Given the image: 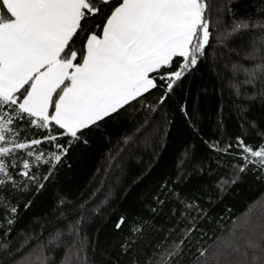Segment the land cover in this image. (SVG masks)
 Segmentation results:
<instances>
[{"label":"snow or ice","instance_id":"snow-or-ice-1","mask_svg":"<svg viewBox=\"0 0 264 264\" xmlns=\"http://www.w3.org/2000/svg\"><path fill=\"white\" fill-rule=\"evenodd\" d=\"M238 3L240 0H0V264H54L46 251L62 245L60 264H79L84 241L79 239L78 225L88 201L79 206L80 220L70 224L67 232L57 230L47 244L39 242L25 251L29 240L13 250L9 239L19 210V203H13L11 197L32 188L39 193L55 177L69 149L88 145L87 135L99 130L101 122L136 104L147 112L158 109L205 58L206 49L213 47L210 40L228 52L235 51L227 43L234 37L247 41L244 60L248 66L231 64L229 87L237 99L259 100L264 105V0H252L249 7L254 13L246 15L233 8ZM237 74L243 79L237 80ZM154 92L163 94L150 104ZM236 107L241 117L249 110L248 106ZM244 123L256 131L260 142H245L248 130ZM22 125L47 131L41 138L29 139L28 135L21 137ZM207 143L217 153L242 161L217 182L219 191L236 183L249 169L256 179L264 180V130L254 120L242 121L235 141ZM41 144L46 149L39 148ZM20 151L25 155L17 157ZM188 158L186 152L178 162V177L191 175L184 171ZM18 160L22 170H17ZM43 166L47 171L41 174ZM172 195L181 205L177 224L187 222L177 233L178 239L168 242L176 231L174 226L154 246L148 245V250L133 248L143 230L154 227L147 220L134 222L129 228L131 236L120 245L122 254L131 252L127 264H183V245L196 221L207 214L195 200L178 192ZM154 200L158 205L165 203L160 196ZM70 203L61 197L58 207ZM30 204L28 200L25 209ZM151 212L156 214L157 209ZM172 213L176 214L175 208ZM60 218H66L63 211ZM125 223L126 217L121 216L115 228L120 230ZM197 253L191 264H264V217L259 233L255 227H237L214 251L198 248Z\"/></svg>","mask_w":264,"mask_h":264},{"label":"trees","instance_id":"trees-1","mask_svg":"<svg viewBox=\"0 0 264 264\" xmlns=\"http://www.w3.org/2000/svg\"><path fill=\"white\" fill-rule=\"evenodd\" d=\"M251 2L240 0L233 8L239 15L254 13L249 7ZM227 43L235 51L228 52L210 40L213 47L206 49L205 58L174 87L158 109L147 112L136 104L126 112L122 110L115 118L101 122L99 130L87 135L88 145L78 144L69 149L55 177L45 182L39 193L32 188L30 192L11 197L13 203H19L17 219L9 236L13 240V250L26 239L29 243L25 251L39 242L47 244L49 236L57 230L67 232L70 224L80 220L79 206L88 201L78 225L79 239L84 241L79 264H127L131 252L122 254L120 245L131 236L129 228L134 222L147 220L154 227H146L142 237L136 238L133 248L148 250V245L154 246L174 226L176 231L168 242L178 239L177 233L187 222L177 224L181 205L172 192L195 200L207 214L196 221L195 230L183 245V264H191L198 248L214 251L234 228L255 227L259 233L264 217V180L256 179L249 169L236 183L219 191L217 182L232 173L233 164L242 161L217 153L207 143L235 141L241 134L244 119L254 120L264 130V105L259 100L237 99L229 87L231 64L248 66L244 53L249 45L241 37H234ZM225 64H229L228 69L224 68ZM236 79H243L242 74H237ZM162 94L154 92L148 102L155 104ZM238 104L249 108L243 117L236 107ZM244 127L248 130L246 143L260 142L248 123H244ZM46 131L22 125L20 135L41 138ZM53 134H56L55 129ZM126 138L130 139L125 142ZM38 147L46 149L44 144ZM186 152L189 158L184 171L191 175L178 177V162ZM16 155L25 154L20 151ZM17 163V170H22L19 160ZM197 168L204 171L198 172ZM46 171L47 166H43L41 174ZM155 196H160L165 203L158 205ZM61 197L72 203L58 207ZM28 200L31 204L25 209ZM152 208L157 209L156 214L151 212ZM61 211L65 219L60 218ZM121 216L126 217V223L117 230L115 224ZM64 247L46 251L54 264H60Z\"/></svg>","mask_w":264,"mask_h":264}]
</instances>
